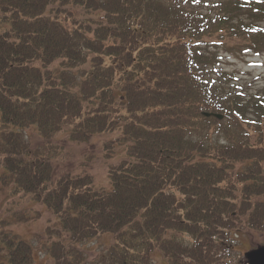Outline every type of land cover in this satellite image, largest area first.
I'll return each instance as SVG.
<instances>
[{
	"label": "trees",
	"instance_id": "16d2710c",
	"mask_svg": "<svg viewBox=\"0 0 264 264\" xmlns=\"http://www.w3.org/2000/svg\"><path fill=\"white\" fill-rule=\"evenodd\" d=\"M225 49H264V0H0V264H34L37 204L53 264H231L264 233V88ZM104 132L110 184L64 156Z\"/></svg>",
	"mask_w": 264,
	"mask_h": 264
},
{
	"label": "rangeland",
	"instance_id": "374dc122",
	"mask_svg": "<svg viewBox=\"0 0 264 264\" xmlns=\"http://www.w3.org/2000/svg\"><path fill=\"white\" fill-rule=\"evenodd\" d=\"M219 66L229 71H234L237 75V83H241L245 88H264V49L247 50L240 52H231L222 50ZM4 125L0 121V130ZM25 132L32 134L35 138L38 137L37 131L34 127H26ZM104 133H97L92 136L90 141L80 144H75L72 156L64 154L69 159L68 165L75 166L79 159L86 155H93L92 171L95 174L97 182L102 184H110V178L107 171L105 159L103 158L100 150V143L103 139ZM31 135V136H32ZM71 154V153H70ZM115 156L110 160H115ZM6 198V193L2 189L0 183V209L3 207ZM38 211L40 212L39 218L29 220L26 222L15 223L11 227L14 231L29 238L35 249L34 264H53L51 254L48 250V242L43 244L47 234L45 232L46 225L50 222H55L56 217L53 212L46 208L44 205L37 204ZM37 211V212H38ZM46 235V236H45ZM235 249L229 254L228 261L231 264H247L244 259V251L259 244L264 243V233L256 232L254 235L239 234L234 235ZM111 238L109 232H102L98 236L84 239L76 244L85 250L88 258L92 261L99 257L100 252H103ZM186 241H190L189 236H185ZM158 254V253H157ZM156 256V264H168L166 259L162 256Z\"/></svg>",
	"mask_w": 264,
	"mask_h": 264
},
{
	"label": "water",
	"instance_id": "95a60500",
	"mask_svg": "<svg viewBox=\"0 0 264 264\" xmlns=\"http://www.w3.org/2000/svg\"><path fill=\"white\" fill-rule=\"evenodd\" d=\"M244 256L248 264H264V244L246 250Z\"/></svg>",
	"mask_w": 264,
	"mask_h": 264
}]
</instances>
